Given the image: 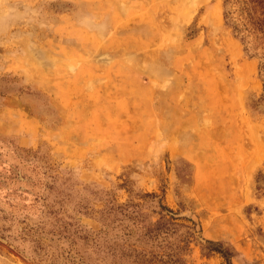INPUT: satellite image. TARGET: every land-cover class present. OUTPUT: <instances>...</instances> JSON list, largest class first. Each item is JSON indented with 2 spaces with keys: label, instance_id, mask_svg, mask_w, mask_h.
Instances as JSON below:
<instances>
[{
  "label": "rangeland",
  "instance_id": "1",
  "mask_svg": "<svg viewBox=\"0 0 264 264\" xmlns=\"http://www.w3.org/2000/svg\"><path fill=\"white\" fill-rule=\"evenodd\" d=\"M222 14V0H0V264H110L77 236L129 202L155 221L157 200L199 229L185 264H224L203 239L264 264L258 59Z\"/></svg>",
  "mask_w": 264,
  "mask_h": 264
},
{
  "label": "trees",
  "instance_id": "2",
  "mask_svg": "<svg viewBox=\"0 0 264 264\" xmlns=\"http://www.w3.org/2000/svg\"><path fill=\"white\" fill-rule=\"evenodd\" d=\"M224 25L231 30L248 58H257L258 76L264 96V0H222ZM144 197L154 198L151 194ZM158 218L151 221L141 213L139 205L129 202L110 206L102 211L97 232H81L77 239L91 256L110 264H185L189 245L196 242L197 225L187 218H178L156 201ZM182 220L185 223H176ZM72 232L71 236H75ZM71 244H75L71 240ZM202 256L218 255L224 264H231V253L220 242L202 240ZM78 256L73 264H91Z\"/></svg>",
  "mask_w": 264,
  "mask_h": 264
},
{
  "label": "bare ground",
  "instance_id": "3",
  "mask_svg": "<svg viewBox=\"0 0 264 264\" xmlns=\"http://www.w3.org/2000/svg\"><path fill=\"white\" fill-rule=\"evenodd\" d=\"M184 2H185V1H184ZM184 2H183V3H184ZM184 4H186V3H184ZM184 6H185V5H184ZM184 6H183V9H184ZM189 6H190V5H189Z\"/></svg>",
  "mask_w": 264,
  "mask_h": 264
}]
</instances>
